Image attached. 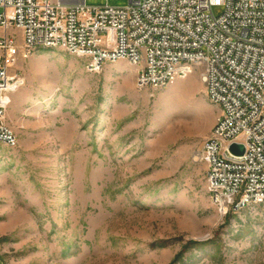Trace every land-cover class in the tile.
<instances>
[{
	"label": "rangeland",
	"instance_id": "1",
	"mask_svg": "<svg viewBox=\"0 0 264 264\" xmlns=\"http://www.w3.org/2000/svg\"><path fill=\"white\" fill-rule=\"evenodd\" d=\"M137 71L45 46L11 65L24 83L7 92L17 143L0 142V264H264V202L224 214L208 189L221 107L201 68L165 86Z\"/></svg>",
	"mask_w": 264,
	"mask_h": 264
},
{
	"label": "built area",
	"instance_id": "2",
	"mask_svg": "<svg viewBox=\"0 0 264 264\" xmlns=\"http://www.w3.org/2000/svg\"><path fill=\"white\" fill-rule=\"evenodd\" d=\"M11 28L21 30V45ZM38 46L86 57L90 71L128 60L140 86L201 68L221 107L203 145L212 201L224 214L264 202V0H0V142L8 145L17 135L6 121L7 92L24 83L10 67ZM235 142L243 153L231 149Z\"/></svg>",
	"mask_w": 264,
	"mask_h": 264
},
{
	"label": "water",
	"instance_id": "3",
	"mask_svg": "<svg viewBox=\"0 0 264 264\" xmlns=\"http://www.w3.org/2000/svg\"><path fill=\"white\" fill-rule=\"evenodd\" d=\"M231 149L235 152V153H243L245 151V146L242 143H233L231 145Z\"/></svg>",
	"mask_w": 264,
	"mask_h": 264
},
{
	"label": "snow or ice",
	"instance_id": "4",
	"mask_svg": "<svg viewBox=\"0 0 264 264\" xmlns=\"http://www.w3.org/2000/svg\"><path fill=\"white\" fill-rule=\"evenodd\" d=\"M217 2H219V0H217Z\"/></svg>",
	"mask_w": 264,
	"mask_h": 264
},
{
	"label": "trees",
	"instance_id": "5",
	"mask_svg": "<svg viewBox=\"0 0 264 264\" xmlns=\"http://www.w3.org/2000/svg\"><path fill=\"white\" fill-rule=\"evenodd\" d=\"M175 262V261H174Z\"/></svg>",
	"mask_w": 264,
	"mask_h": 264
}]
</instances>
